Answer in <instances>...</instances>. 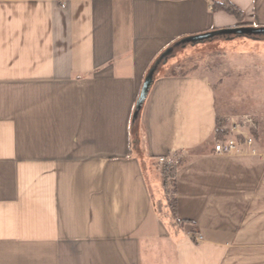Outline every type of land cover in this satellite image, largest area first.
I'll use <instances>...</instances> for the list:
<instances>
[{"label": "crops", "instance_id": "crops-1", "mask_svg": "<svg viewBox=\"0 0 264 264\" xmlns=\"http://www.w3.org/2000/svg\"><path fill=\"white\" fill-rule=\"evenodd\" d=\"M229 1L239 16L210 0H0V264H264V156L215 151L204 76L151 74L192 35L248 29L264 46V0ZM172 156L183 229L149 179Z\"/></svg>", "mask_w": 264, "mask_h": 264}, {"label": "rangeland", "instance_id": "rangeland-1", "mask_svg": "<svg viewBox=\"0 0 264 264\" xmlns=\"http://www.w3.org/2000/svg\"><path fill=\"white\" fill-rule=\"evenodd\" d=\"M252 36L254 34L251 31L242 30L211 31L186 37L160 55L151 74L157 68L162 72L174 68L177 72L204 76L216 93L219 119L229 131L227 137L231 136L229 129L232 122L240 123L243 129L251 131L257 137V145L263 151L264 46L256 49L250 43ZM181 157L172 156L167 160ZM162 163V160L156 164L151 163L152 170L160 178L156 179L151 173L149 179L154 185L156 201L162 203V216L167 214L170 225L176 227V224L172 225L174 220L162 188ZM169 184L172 188L171 180ZM158 187L161 189L158 190Z\"/></svg>", "mask_w": 264, "mask_h": 264}, {"label": "trees", "instance_id": "trees-1", "mask_svg": "<svg viewBox=\"0 0 264 264\" xmlns=\"http://www.w3.org/2000/svg\"><path fill=\"white\" fill-rule=\"evenodd\" d=\"M210 1L212 2V6H213L214 10H225L227 12L234 13L238 16L241 14V11L229 0H210ZM215 31H217V30H215ZM174 45H172L170 48H172ZM157 60L158 59H156V61ZM167 74L175 75V74H187V73L177 72L176 69L171 68L167 71ZM228 133H229V131L224 128L223 123L218 118V124H217V130H216L217 139H225L227 137ZM185 161H186V159L184 157H181L180 159L172 160V161L166 159L162 163L163 165H162V171H161V174H162V180L161 181H162V186H163L162 188L165 191V196L167 197V201H168L167 205H168L169 210H170L171 218L174 220L172 225L176 224L175 226L178 229H183L185 221L180 220L179 216H178L177 174H178V170L185 163ZM158 162H160V159H159V161H154L153 163L156 164ZM170 180L173 182L172 188L169 186ZM159 200H161V199H159ZM157 207H158V210L160 211V213L162 215V209L163 208H162V203H160V201L157 202ZM164 216L166 217L167 214H165Z\"/></svg>", "mask_w": 264, "mask_h": 264}, {"label": "built area", "instance_id": "built-area-1", "mask_svg": "<svg viewBox=\"0 0 264 264\" xmlns=\"http://www.w3.org/2000/svg\"><path fill=\"white\" fill-rule=\"evenodd\" d=\"M63 7L66 6L67 0H59ZM231 136L225 139H218L215 143V151L219 154H246L252 156H264L257 145L255 135L241 127L240 123L232 122L230 129ZM160 160H166L162 157Z\"/></svg>", "mask_w": 264, "mask_h": 264}, {"label": "water", "instance_id": "water-1", "mask_svg": "<svg viewBox=\"0 0 264 264\" xmlns=\"http://www.w3.org/2000/svg\"><path fill=\"white\" fill-rule=\"evenodd\" d=\"M243 31H248V29H242ZM242 30H240V32L242 31ZM249 31H251V30H249ZM252 32V31H251ZM146 93H147V88H144L143 89V92H142V98H144L145 97V95H146Z\"/></svg>", "mask_w": 264, "mask_h": 264}]
</instances>
